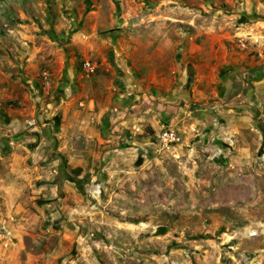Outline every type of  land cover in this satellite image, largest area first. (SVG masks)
<instances>
[{
	"label": "rangeland",
	"instance_id": "rangeland-1",
	"mask_svg": "<svg viewBox=\"0 0 264 264\" xmlns=\"http://www.w3.org/2000/svg\"><path fill=\"white\" fill-rule=\"evenodd\" d=\"M210 6L228 8L225 0H0V115L37 95L53 102L52 66L62 74L70 64L93 72L84 91L116 80L112 114L150 118L96 145L74 135L65 146L85 163L64 161L54 145L24 211L0 225V264H264V133L213 134L210 122H222L211 118L220 105L205 98L213 84L197 87L204 71L187 68L189 54L161 35H174L178 19L187 30ZM100 66L107 70L96 73ZM164 129L177 141L164 143Z\"/></svg>",
	"mask_w": 264,
	"mask_h": 264
},
{
	"label": "crops",
	"instance_id": "crops-1",
	"mask_svg": "<svg viewBox=\"0 0 264 264\" xmlns=\"http://www.w3.org/2000/svg\"><path fill=\"white\" fill-rule=\"evenodd\" d=\"M225 2L228 8L224 12L210 6L206 14L191 15L185 23L189 26L187 30L181 28L185 21L178 19L175 21L179 28L174 30V35L171 31H162L161 35L164 39L171 38L164 40L165 46L169 44L173 50L189 54L187 68L204 71L200 76L199 72L196 74L197 87L205 86L209 90L213 84L212 92L207 93L212 96L205 98L211 101L213 109L220 105L212 111L211 118L219 117L222 122H210L212 133L235 135L247 129L248 133L261 135L264 133V0ZM181 61L176 62L178 67ZM106 70L100 66L96 73ZM51 73L60 84L53 102L44 106L37 95L31 107L26 105L24 109L8 110L0 115V225L12 224L7 218L16 221L24 211L26 193L33 192L37 179L48 174L45 159L54 145H60L56 152L60 150L64 161L85 163L88 157L77 158L65 146L74 135L85 145L89 142L96 145V138L103 134L114 138V132L119 129L131 130L141 121L150 120L145 114L142 117L126 111L112 114L116 98L113 102L112 99L122 96L121 88L114 84L116 80L99 85L96 90L84 91L82 87L93 81L87 80L93 72L67 64L62 74L55 66ZM52 80L48 78L45 83ZM44 94L51 96L48 90ZM197 98L196 101H203V97ZM77 101H81L82 109H77ZM220 107L225 109L219 110ZM101 118L108 122L105 127L97 125ZM102 141L105 145L113 139Z\"/></svg>",
	"mask_w": 264,
	"mask_h": 264
},
{
	"label": "built area",
	"instance_id": "built-area-1",
	"mask_svg": "<svg viewBox=\"0 0 264 264\" xmlns=\"http://www.w3.org/2000/svg\"><path fill=\"white\" fill-rule=\"evenodd\" d=\"M88 66V64H86ZM161 139L164 143H174L177 141V136L175 132L171 129H164L162 131Z\"/></svg>",
	"mask_w": 264,
	"mask_h": 264
}]
</instances>
